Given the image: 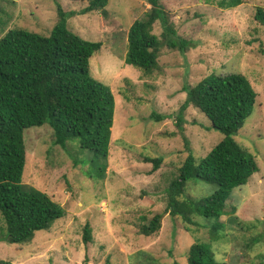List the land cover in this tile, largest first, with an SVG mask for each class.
<instances>
[{"label": "rangeland", "instance_id": "374dc122", "mask_svg": "<svg viewBox=\"0 0 264 264\" xmlns=\"http://www.w3.org/2000/svg\"><path fill=\"white\" fill-rule=\"evenodd\" d=\"M162 1L189 46L162 47L150 74L124 61L127 30L149 8L145 0H108L106 15L94 10L68 17L71 32L102 42L89 59V70L112 89L115 100L106 175L90 176L93 154L77 138L62 147L54 143L47 123L26 128L21 186L45 192L64 215L25 243L0 240L1 259L13 264H170L185 262L186 247L203 243L226 264H264V26L254 18L264 0H242L229 9L219 8L217 0ZM87 2L0 0V36L16 26L49 35L58 5L79 12ZM161 31L156 21L153 32ZM232 72L243 74L256 92L253 111L234 138L254 155L259 169L232 190L228 213L220 217L223 229L216 234L201 218L199 225L186 228L180 217L168 213L156 233L141 234L142 216L164 208L166 187L188 153L200 160L222 138L191 105L183 129L177 128L175 113L185 99L184 87L210 73ZM152 112L166 118L156 121ZM141 154L160 157L161 165L149 173L152 165ZM215 188V183L192 178L186 193L204 197ZM85 222L92 228V241L86 244L81 238Z\"/></svg>", "mask_w": 264, "mask_h": 264}, {"label": "trees", "instance_id": "16d2710c", "mask_svg": "<svg viewBox=\"0 0 264 264\" xmlns=\"http://www.w3.org/2000/svg\"><path fill=\"white\" fill-rule=\"evenodd\" d=\"M149 8L135 19L127 30L124 61L150 74L158 65L160 49L185 50L188 40L177 34L169 11L162 0H145ZM108 0H88L79 11H64L57 6V22L49 35L16 26L3 30L0 36V240L25 243L36 230L46 229L50 222L64 215L62 206L43 191L21 186L26 159L24 130L47 123L55 144L66 146L77 138L79 146L93 154L90 176L103 179L114 115V94L104 82L90 74L89 59L102 42L87 40L67 28V19L74 14L100 11L106 15ZM242 0H217L221 9L241 4ZM254 18L264 26V7L257 6ZM159 21L162 31L153 32ZM184 101L175 113V123L182 130L184 112L191 105L204 113L211 127L222 138L200 160L191 152L178 168L165 190V206L143 215L139 232L156 233L165 214L180 217L185 224L197 226L198 218L207 221L209 231L223 229L220 217L226 214V202L234 188L245 185L258 168L254 155L235 138L252 113L256 92L240 73H210L194 85L184 87ZM151 118L162 121L164 114L152 112ZM186 147H190L186 142ZM151 163L149 173L156 171L162 159L141 154ZM215 183L208 196L187 195L189 179ZM235 213V208H231ZM204 225V224H203ZM82 241H92V228L85 222ZM185 262L170 264H226L217 260L211 248L192 243L185 249ZM86 260V258H85ZM0 264H13L0 258ZM104 264H109L106 260Z\"/></svg>", "mask_w": 264, "mask_h": 264}]
</instances>
